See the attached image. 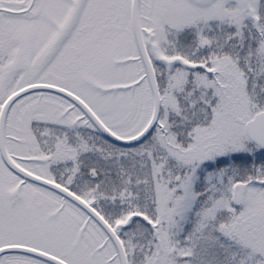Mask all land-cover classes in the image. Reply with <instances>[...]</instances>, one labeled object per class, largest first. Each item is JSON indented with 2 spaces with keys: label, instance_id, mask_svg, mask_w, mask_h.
Returning <instances> with one entry per match:
<instances>
[{
  "label": "snow or ice",
  "instance_id": "snow-or-ice-1",
  "mask_svg": "<svg viewBox=\"0 0 264 264\" xmlns=\"http://www.w3.org/2000/svg\"><path fill=\"white\" fill-rule=\"evenodd\" d=\"M0 264H264V0H0Z\"/></svg>",
  "mask_w": 264,
  "mask_h": 264
}]
</instances>
